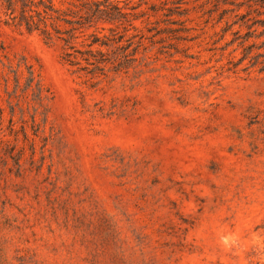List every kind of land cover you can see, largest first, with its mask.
<instances>
[{"label":"rangeland","instance_id":"1","mask_svg":"<svg viewBox=\"0 0 264 264\" xmlns=\"http://www.w3.org/2000/svg\"><path fill=\"white\" fill-rule=\"evenodd\" d=\"M123 4L94 74L0 10V264H264V0Z\"/></svg>","mask_w":264,"mask_h":264},{"label":"trees","instance_id":"2","mask_svg":"<svg viewBox=\"0 0 264 264\" xmlns=\"http://www.w3.org/2000/svg\"><path fill=\"white\" fill-rule=\"evenodd\" d=\"M121 2L122 0H70L68 2L70 8L66 12H61L53 7L51 0H0V10H3L13 25L23 27L28 33L37 32L46 40H51L54 36L64 42L71 52L68 50L63 52L61 57L63 64L75 67L77 71L94 74L103 72L108 63H115L117 66L125 64L127 58L133 56L140 47L139 42H134L137 35H131L126 39L125 36L129 30L137 31L132 21L143 14H131L128 11L136 7H129L128 4L120 6ZM61 22L69 27L67 31H60ZM99 24L111 26L99 28L97 27ZM92 28H94L92 33L85 34ZM96 31H107L108 35L98 37ZM63 34L65 38L62 37ZM79 37L85 38L83 46L86 49L83 52L71 45V42ZM114 45L119 53L113 52L111 60L107 59L100 48H110ZM81 61L86 67L79 68Z\"/></svg>","mask_w":264,"mask_h":264}]
</instances>
